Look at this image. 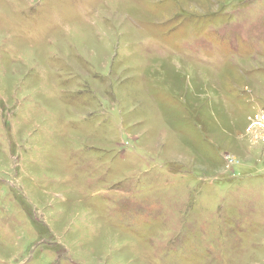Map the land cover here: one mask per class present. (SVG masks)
Here are the masks:
<instances>
[{
	"label": "rangeland",
	"instance_id": "1",
	"mask_svg": "<svg viewBox=\"0 0 264 264\" xmlns=\"http://www.w3.org/2000/svg\"><path fill=\"white\" fill-rule=\"evenodd\" d=\"M264 0H0V264H264Z\"/></svg>",
	"mask_w": 264,
	"mask_h": 264
},
{
	"label": "built area",
	"instance_id": "2",
	"mask_svg": "<svg viewBox=\"0 0 264 264\" xmlns=\"http://www.w3.org/2000/svg\"><path fill=\"white\" fill-rule=\"evenodd\" d=\"M246 133L253 142L264 144V109L251 117Z\"/></svg>",
	"mask_w": 264,
	"mask_h": 264
}]
</instances>
